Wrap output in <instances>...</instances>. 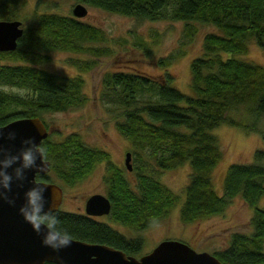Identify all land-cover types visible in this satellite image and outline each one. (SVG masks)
Returning a JSON list of instances; mask_svg holds the SVG:
<instances>
[{
    "label": "trees",
    "instance_id": "1",
    "mask_svg": "<svg viewBox=\"0 0 264 264\" xmlns=\"http://www.w3.org/2000/svg\"><path fill=\"white\" fill-rule=\"evenodd\" d=\"M82 1L138 18L199 20L215 25L217 31L205 33L201 53L190 61V93L173 86L174 76L166 69L159 76L121 69L103 74L102 91L113 104L115 126L131 144V159L134 154L140 161L135 165L131 161L136 172L133 184L123 169L108 159L107 152L87 145L73 131L60 140L49 134L42 139L50 171L73 182L96 162L106 160L112 219L141 229L165 216L180 196L149 171V161L156 163L159 170L154 171L158 172L188 161L181 219L192 221L221 213L240 194L252 206L251 230L233 231L228 243L212 252L222 264H264V149L256 148L250 162L229 163L221 193L215 190L212 176L222 155L213 127L228 121L248 131L260 130L264 137L260 125L264 117V64L233 55L246 51L250 37L264 48V0ZM19 4L20 0H0V19L17 17ZM30 21L23 26L14 49L0 50V85L24 89L20 93L0 87V124L33 115L44 120L45 111L76 107L87 99L81 74H59L22 61H42L46 58L43 51L53 48L90 52L96 57L109 51L104 45L91 43L104 40V31L78 17L34 11ZM95 61L86 59L81 67L89 69ZM168 61L160 59L158 63L167 65ZM241 106L251 116L250 122L227 114ZM37 178L50 180V175L37 174ZM56 214L61 227L73 237L112 244L132 254L142 248L140 235L127 237L103 220L60 208Z\"/></svg>",
    "mask_w": 264,
    "mask_h": 264
},
{
    "label": "rangeland",
    "instance_id": "2",
    "mask_svg": "<svg viewBox=\"0 0 264 264\" xmlns=\"http://www.w3.org/2000/svg\"><path fill=\"white\" fill-rule=\"evenodd\" d=\"M76 2L86 6L87 11L84 15L73 14L72 7ZM17 9V17L14 18L20 19L22 26L31 22L30 16L34 11H50L78 17L104 31V40L91 43L108 47L109 51L106 54L96 57L90 52L53 48L43 51L46 58L42 61L22 62H29L59 74H81L82 90L87 96L86 101L76 107L45 111L43 118L49 129L48 134L53 139L60 140L72 131L78 133L87 145L107 152L108 159L122 168L123 175L133 184L136 181L135 169L133 167L127 169L124 165L125 152L132 151L131 144L115 126L113 104L109 96L102 91L103 74L106 71L121 69L159 76L166 69L174 76L173 86L185 93H190V61L201 53L205 33L217 31L216 26L194 19L185 21L170 18H138L90 5L82 0H20ZM140 42L145 45L139 44ZM233 55L243 60L264 64V48L258 45L253 37L247 40L246 51ZM90 58H95L94 65L89 69H83L81 63ZM167 58L169 59L167 65L158 63L160 59ZM0 87L20 93L24 90L7 83L1 84ZM227 114L243 122L251 121V116L244 112L242 106L229 110ZM260 125L264 128V117ZM212 132L217 136L222 152L212 172L215 190L221 193L224 173L229 163L252 161L254 150L264 149V137L260 130L248 131L242 125H235L228 121L213 127ZM131 161L133 165L140 162L134 158V154ZM149 162L151 164L149 171L180 195L168 213L141 229H135L112 219L110 211L98 217L127 237L140 235L143 244L136 255L149 251L163 238L181 239L196 250L212 252L224 247L233 231L249 232L251 230L252 206L248 205L240 194L235 195L221 213L183 221L179 209L188 180L189 162L160 169L159 172L154 171V169L159 170L156 163L153 160ZM105 173L106 160L96 162L85 176L73 182H67L53 170H49L50 180L62 187V201L59 208L85 213L84 202L90 194L94 192L107 194Z\"/></svg>",
    "mask_w": 264,
    "mask_h": 264
},
{
    "label": "water",
    "instance_id": "3",
    "mask_svg": "<svg viewBox=\"0 0 264 264\" xmlns=\"http://www.w3.org/2000/svg\"><path fill=\"white\" fill-rule=\"evenodd\" d=\"M86 11V6L81 2H76L72 7V12L76 16H82ZM22 32L20 19H0V50L14 49ZM0 128H3L4 133L3 138H0V145L13 155L22 147V140L34 138L36 143H41L49 133L44 120L38 115L14 118L0 124ZM8 132H15L16 138L8 140ZM50 165L51 161L47 159L45 173L50 170ZM124 165L127 169L133 167L131 150L125 152ZM8 171L11 172L12 169ZM37 174L38 181L52 186L45 192L49 202L45 206L46 210L51 206L53 189L57 190L60 197L57 201L59 208L62 201L61 185L47 179H38ZM25 176L23 182L14 180L8 193L9 198L15 201L14 205L0 200V263L43 264L45 261H50L57 264H222L213 252L196 250L187 242L177 238H163L152 249L139 255L127 253L112 244L92 242L77 237H73L70 247L53 251L42 245V237L38 236L19 214V207L24 203V193L33 186L31 181L35 176L34 170H27ZM110 208L109 197L101 192L90 194L84 202V210L87 214H106Z\"/></svg>",
    "mask_w": 264,
    "mask_h": 264
},
{
    "label": "clouds",
    "instance_id": "4",
    "mask_svg": "<svg viewBox=\"0 0 264 264\" xmlns=\"http://www.w3.org/2000/svg\"><path fill=\"white\" fill-rule=\"evenodd\" d=\"M3 136V128H0V138ZM15 138V132H8V140L11 141ZM21 144L22 147L15 155L0 145V200L14 205L15 201L8 196L13 181L23 182L26 179V171L34 170L35 176L31 181L33 186L24 193V203L19 207V214L26 223L31 225L32 230L42 237L43 246L51 248L53 251L68 248L73 242V236L67 229L61 227L56 214L59 194L57 190L53 189L51 206L46 210L45 206L49 202L45 197V192L52 186L36 179L37 173L46 172L47 150L43 144L36 143L34 138L24 139ZM38 160L39 163H37ZM10 168L11 172L8 171Z\"/></svg>",
    "mask_w": 264,
    "mask_h": 264
},
{
    "label": "flooded vegetation",
    "instance_id": "5",
    "mask_svg": "<svg viewBox=\"0 0 264 264\" xmlns=\"http://www.w3.org/2000/svg\"><path fill=\"white\" fill-rule=\"evenodd\" d=\"M107 195V194H106ZM85 211V210H84ZM84 214H87L86 212ZM89 215L91 218H95V219H99L98 217L102 214L96 215V214H87Z\"/></svg>",
    "mask_w": 264,
    "mask_h": 264
}]
</instances>
